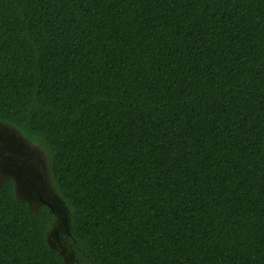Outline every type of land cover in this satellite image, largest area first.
Returning <instances> with one entry per match:
<instances>
[{
  "label": "trees",
  "instance_id": "trees-1",
  "mask_svg": "<svg viewBox=\"0 0 264 264\" xmlns=\"http://www.w3.org/2000/svg\"><path fill=\"white\" fill-rule=\"evenodd\" d=\"M0 123L68 216L0 184V264H264V0H0Z\"/></svg>",
  "mask_w": 264,
  "mask_h": 264
},
{
  "label": "flooded vegetation",
  "instance_id": "flooded-vegetation-1",
  "mask_svg": "<svg viewBox=\"0 0 264 264\" xmlns=\"http://www.w3.org/2000/svg\"><path fill=\"white\" fill-rule=\"evenodd\" d=\"M12 132V128L0 123V167L6 168L0 184L10 180L15 197L32 206L35 212L42 206L46 207L53 217L52 228L47 235L49 244L63 254L66 251L65 235H68L67 210L49 175L47 159L42 160L40 151L33 149L16 133L13 137Z\"/></svg>",
  "mask_w": 264,
  "mask_h": 264
},
{
  "label": "rangeland",
  "instance_id": "rangeland-1",
  "mask_svg": "<svg viewBox=\"0 0 264 264\" xmlns=\"http://www.w3.org/2000/svg\"><path fill=\"white\" fill-rule=\"evenodd\" d=\"M9 133V135L8 136H10V132H8ZM12 134H13V137H15V134L12 132ZM7 136V137H8ZM6 137V138H7ZM16 144H18L17 142H16ZM41 155H42V160H45V154L44 153H41ZM6 169V168H5ZM5 169H4V167H0V178L2 177V175L6 172L5 171ZM34 174H36V173H34Z\"/></svg>",
  "mask_w": 264,
  "mask_h": 264
},
{
  "label": "water",
  "instance_id": "water-1",
  "mask_svg": "<svg viewBox=\"0 0 264 264\" xmlns=\"http://www.w3.org/2000/svg\"><path fill=\"white\" fill-rule=\"evenodd\" d=\"M16 199H17V198H16ZM17 200L20 201L19 199H17ZM27 207H28V209H29L30 211L36 213V212H35V209H34L32 206L28 205Z\"/></svg>",
  "mask_w": 264,
  "mask_h": 264
}]
</instances>
